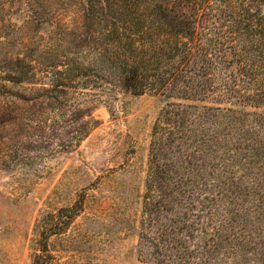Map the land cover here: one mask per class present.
<instances>
[{
    "label": "rangeland",
    "instance_id": "1",
    "mask_svg": "<svg viewBox=\"0 0 264 264\" xmlns=\"http://www.w3.org/2000/svg\"><path fill=\"white\" fill-rule=\"evenodd\" d=\"M106 1L0 0V264H264V0H166L198 16L194 45L218 64L191 98L179 83L125 84L143 53L119 52L127 39ZM170 103L209 107L231 133L195 145L188 196H154L163 205L146 212L153 131ZM168 228L184 256L149 243Z\"/></svg>",
    "mask_w": 264,
    "mask_h": 264
},
{
    "label": "trees",
    "instance_id": "2",
    "mask_svg": "<svg viewBox=\"0 0 264 264\" xmlns=\"http://www.w3.org/2000/svg\"><path fill=\"white\" fill-rule=\"evenodd\" d=\"M110 1L112 0L106 1L107 6L116 7L117 10L115 16H112V26L114 31H117L118 42H122L120 36L127 39V43L122 44L119 52H122L124 56H135L134 52L136 55L143 53L140 61L139 59L135 60L137 67L133 75L126 77L125 84L128 87L141 93L147 86L158 88L161 85L179 83L181 91L185 95H189L188 98L205 95L206 91H209L208 75L211 73L210 69L215 68L218 64L212 59H207L209 55H207V50L203 51L204 47L197 49V46L194 45L195 36L198 38L199 34L196 25L198 16L187 13L181 8L178 9L177 6H182V0H179L180 4L177 6L175 4L168 5L166 0H164L165 4H161L160 0H113V3ZM147 19L150 24H147ZM163 24L169 27L167 31L163 29ZM204 34L201 32V35ZM138 35L145 36L144 40L147 45L145 51H139L136 45V43L143 45L141 40L136 37ZM219 59L220 63L224 61L222 58ZM140 62L143 63L141 67ZM235 78L234 81L239 79L238 76ZM223 85L231 88L227 79ZM231 90L235 91V88H231ZM250 98L254 101L260 99L257 94L250 95L247 99ZM192 108L195 107L170 103L158 118L153 131L150 151L145 195L146 212L149 209L150 211L157 210L156 207L163 205L164 201L162 200L150 201L154 196H172L177 190L178 195L175 198L178 202L182 201L179 194L188 196L193 191L188 188L193 183L192 174L194 171L199 174L200 171L195 157L201 147L195 145H208V149H214L215 142L213 143V141L218 140L222 130L224 135L231 133V127L229 128L226 124H222V129L218 128V120L207 115L210 111L209 107H205V111H201L197 106L195 111L191 110ZM216 109L221 110V107ZM209 122L212 123V126H209ZM193 146L194 149H192ZM83 202L84 195H81L73 206L65 208L68 218L60 222L63 223V228L69 225L71 218L78 214ZM60 223L57 222L51 226L48 233H56V229H61ZM57 226L58 228H56ZM187 227L183 226L179 230L183 231L182 229ZM174 232H171L169 228L168 230L163 229L158 241H155L154 237L148 239L151 245L158 246L157 252L164 246V251L159 252L161 257L172 255L182 257L185 255L187 246L183 244L181 238L173 236ZM176 243H182V245H175ZM42 249L45 253L37 254V259L43 258L44 260V257H50V254L46 252L48 249Z\"/></svg>",
    "mask_w": 264,
    "mask_h": 264
}]
</instances>
